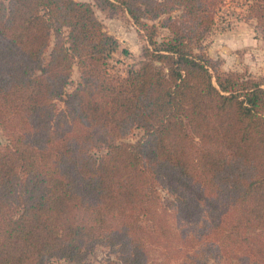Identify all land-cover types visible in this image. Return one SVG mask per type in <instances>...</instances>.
Instances as JSON below:
<instances>
[{
	"label": "trees",
	"instance_id": "1",
	"mask_svg": "<svg viewBox=\"0 0 264 264\" xmlns=\"http://www.w3.org/2000/svg\"><path fill=\"white\" fill-rule=\"evenodd\" d=\"M231 1L103 0L145 41L120 78V42L88 2L0 0V264H92L98 247L108 264H159L156 246L264 264V79L207 53ZM238 19L264 37V0Z\"/></svg>",
	"mask_w": 264,
	"mask_h": 264
},
{
	"label": "rangeland",
	"instance_id": "2",
	"mask_svg": "<svg viewBox=\"0 0 264 264\" xmlns=\"http://www.w3.org/2000/svg\"><path fill=\"white\" fill-rule=\"evenodd\" d=\"M92 5L97 18L104 24L107 32L117 38L120 42V50L115 52L110 61V71L120 77L127 76L129 69L134 63V59L140 55L145 43L144 38L139 33L136 25L129 15L121 9L108 8L103 0H79ZM246 0H233L223 7L219 12L218 26L214 35L206 43L207 53L216 64L220 72H235L245 76H250L257 80L264 79V37L255 31L253 22H246L238 19L243 14ZM167 36L164 29H159L157 40L161 41ZM123 50H128L130 55H125ZM81 84V76L77 67L74 68L71 82L67 87V92L72 93ZM61 106V105H59ZM141 136L140 131H136L127 141L134 142ZM7 138L0 130V146L6 145ZM166 196V192H163ZM170 223L178 231L187 229L193 231V224L180 221L173 213H169ZM176 230V231H177ZM177 231V232H178ZM180 233V232H178ZM193 246V241L190 243ZM180 249V248H176ZM193 252V248L189 249ZM187 251V250H185ZM152 257L159 264H185L184 254L179 257L176 254L161 247H152ZM114 256L109 250L98 247L89 256L92 264H108ZM55 264H72L67 261H56ZM208 264H215L212 260Z\"/></svg>",
	"mask_w": 264,
	"mask_h": 264
}]
</instances>
